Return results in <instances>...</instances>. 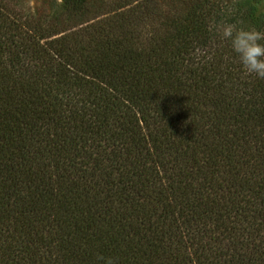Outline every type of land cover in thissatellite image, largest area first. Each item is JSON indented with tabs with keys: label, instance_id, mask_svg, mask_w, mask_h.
Segmentation results:
<instances>
[{
	"label": "trees",
	"instance_id": "trees-1",
	"mask_svg": "<svg viewBox=\"0 0 264 264\" xmlns=\"http://www.w3.org/2000/svg\"><path fill=\"white\" fill-rule=\"evenodd\" d=\"M61 8L0 0V264H264V0Z\"/></svg>",
	"mask_w": 264,
	"mask_h": 264
},
{
	"label": "clouds",
	"instance_id": "clouds-1",
	"mask_svg": "<svg viewBox=\"0 0 264 264\" xmlns=\"http://www.w3.org/2000/svg\"><path fill=\"white\" fill-rule=\"evenodd\" d=\"M221 42H227L232 58L245 76L264 80V32L250 26L225 23L216 26ZM100 264H114L111 258L97 256Z\"/></svg>",
	"mask_w": 264,
	"mask_h": 264
},
{
	"label": "rangeland",
	"instance_id": "rangeland-1",
	"mask_svg": "<svg viewBox=\"0 0 264 264\" xmlns=\"http://www.w3.org/2000/svg\"><path fill=\"white\" fill-rule=\"evenodd\" d=\"M22 8L25 15L31 17L40 14L49 15L54 11H60L62 8V0H12ZM54 7L52 8V5Z\"/></svg>",
	"mask_w": 264,
	"mask_h": 264
}]
</instances>
